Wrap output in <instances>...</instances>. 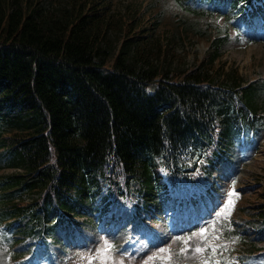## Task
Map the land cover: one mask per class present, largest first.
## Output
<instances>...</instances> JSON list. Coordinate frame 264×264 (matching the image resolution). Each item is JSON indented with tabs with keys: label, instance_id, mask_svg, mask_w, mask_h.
<instances>
[{
	"label": "trees",
	"instance_id": "16d2710c",
	"mask_svg": "<svg viewBox=\"0 0 264 264\" xmlns=\"http://www.w3.org/2000/svg\"><path fill=\"white\" fill-rule=\"evenodd\" d=\"M45 1L0 0V147L20 170L0 182V201L37 195L0 209V222L35 204L36 222L58 221L105 184L146 200L163 173L183 180L262 129L263 84L215 79L224 40L196 69L171 73L143 43L159 24L147 10L117 16L110 0H67L47 11ZM211 1L252 13L257 0Z\"/></svg>",
	"mask_w": 264,
	"mask_h": 264
},
{
	"label": "rangeland",
	"instance_id": "374dc122",
	"mask_svg": "<svg viewBox=\"0 0 264 264\" xmlns=\"http://www.w3.org/2000/svg\"><path fill=\"white\" fill-rule=\"evenodd\" d=\"M110 1L117 16H124L132 9L147 10L151 21H160L157 30L143 41L145 45L152 43L154 51L158 50L155 52L158 57L153 61L158 69H170L171 73L196 69L209 47V39L201 31L205 27L212 31L216 23L221 25V30L227 28L229 41L219 49V62L213 63L218 70L215 79L229 81L228 75L249 81L264 79V20L256 18L245 23L225 16V12H222L224 16L199 17L186 11L176 0ZM65 2L67 0H46L43 5L47 11H53ZM227 158L214 173L207 175L205 188L208 190H202V194L196 191L207 198L208 205L216 208L213 215L210 214L213 208L208 213L184 210V218L179 221V204L190 208V196L170 187L168 198L160 207L167 215L176 212L162 218L160 223H152L161 215L153 205L131 203L126 199L115 201L107 198L109 193L105 191L106 195L95 202H81L76 216L68 219L48 240L37 234H25L26 216L13 220V228L20 232L15 233L10 242L0 238V264H14L7 251L17 255L15 264H204L206 260L225 264L227 258L235 259L242 254V249L225 247L228 240L236 241L241 248L243 238L250 236L258 247L264 248V235L256 236L250 229L264 228L263 217H257V208L264 203V132L251 144L235 146ZM0 160L4 161L2 157ZM207 193H212L213 199H209ZM231 193L235 195L230 197ZM230 198L233 206L229 217L221 213ZM30 199L26 195L22 200ZM204 228L208 229L207 243L200 233ZM216 234L221 235L219 241L210 239ZM12 239L16 241L12 243ZM106 243L114 246L107 254L103 251ZM213 244L220 249L217 253L195 251L197 247L209 249ZM237 263L236 259L232 264ZM238 264H264V251L251 254Z\"/></svg>",
	"mask_w": 264,
	"mask_h": 264
},
{
	"label": "snow or ice",
	"instance_id": "6c2138e0",
	"mask_svg": "<svg viewBox=\"0 0 264 264\" xmlns=\"http://www.w3.org/2000/svg\"><path fill=\"white\" fill-rule=\"evenodd\" d=\"M232 195H235V193H231L230 197ZM232 206H233V201L230 198L229 201H228V204L225 205V207L222 209V213L221 214L230 216ZM213 230L215 231V224L213 225ZM200 233H201V236L205 239V243H207V240L209 239V237L207 236L208 229L207 228L201 229ZM210 239H212L214 241H219L221 239V235L220 234H216L215 236L211 237ZM236 239H239V238L237 237ZM187 242L188 241H185V243H187ZM113 249H114L113 245H110V244L106 243L105 248L103 249V251L107 254L108 252L112 251ZM205 250H211L213 253H217L220 249L215 244L209 245V249H205L204 247H197L195 249V251L197 253L203 252ZM161 251H163V250H161ZM181 251L184 252V251H186V249H181ZM204 264H213V261L206 260V261H204ZM215 264H220V262L219 261H215Z\"/></svg>",
	"mask_w": 264,
	"mask_h": 264
}]
</instances>
